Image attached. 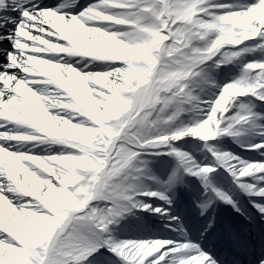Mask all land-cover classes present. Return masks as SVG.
<instances>
[{"label":"snow or ice","instance_id":"6c2138e0","mask_svg":"<svg viewBox=\"0 0 264 264\" xmlns=\"http://www.w3.org/2000/svg\"><path fill=\"white\" fill-rule=\"evenodd\" d=\"M0 264H264V0H0Z\"/></svg>","mask_w":264,"mask_h":264}]
</instances>
